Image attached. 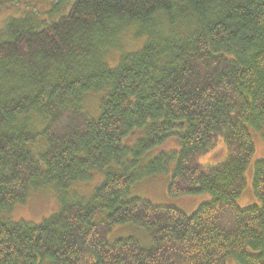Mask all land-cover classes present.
<instances>
[{"label":"trees","instance_id":"trees-1","mask_svg":"<svg viewBox=\"0 0 264 264\" xmlns=\"http://www.w3.org/2000/svg\"><path fill=\"white\" fill-rule=\"evenodd\" d=\"M97 92L92 118L82 104ZM263 127L264 0H74L55 21L8 20L0 264H264V159L252 167L260 203L236 204L254 154L250 129ZM173 135L177 151L145 161ZM218 144L225 157L201 164ZM165 171L167 195L210 200L187 215L130 197L137 180ZM94 175L102 181L83 197L81 183ZM40 188L54 190L58 209L38 224L11 221ZM122 224L144 229L151 245L109 241Z\"/></svg>","mask_w":264,"mask_h":264},{"label":"rangeland","instance_id":"rangeland-1","mask_svg":"<svg viewBox=\"0 0 264 264\" xmlns=\"http://www.w3.org/2000/svg\"><path fill=\"white\" fill-rule=\"evenodd\" d=\"M74 0H0V30L4 24L10 19L23 18L25 15H33L38 17L39 21L48 22L55 21L60 16L65 15ZM132 30L127 32V36L131 37ZM126 35V34H125ZM120 38V37H119ZM116 40L117 44L120 42ZM139 39V38H138ZM143 39V36L140 40ZM115 41V40H114ZM114 41H112L114 43ZM127 41V40H126ZM130 43V40L127 41ZM116 48H108L112 54H116ZM107 59L109 66L115 64L112 57ZM115 59V58H114ZM103 92L87 93L84 96L82 107L86 114L92 118H96L99 114V102ZM251 139L254 145V154L244 170L245 185L240 195L236 199L239 208H246L252 205H258L260 200L254 196L252 191V167L255 161L264 159V127L260 130L250 129ZM132 141H124L125 145L131 144ZM169 143H172L171 145ZM179 148L178 136H169L163 143L152 148L145 156V161L151 159L159 152L177 151ZM226 154L223 146L218 144L216 148L206 151L198 157L203 165H211L220 162ZM96 175L82 181V196L88 197L92 190L101 183L102 176L99 179L94 178ZM170 173H155L150 176L137 180L130 188V197H137L146 200L158 206H172L182 210L185 214H191L199 204L210 200L208 193H199L195 195H186L172 197L167 195L166 188L170 181ZM59 199L54 190L51 188H40L33 191L25 199L24 203L16 204L10 212V220L25 221L38 224L43 218L49 216L58 209ZM132 238L135 239L141 247L147 248L151 245L150 237L147 232L131 224H122L114 227L109 235V241L117 239ZM224 264H239L235 258H226Z\"/></svg>","mask_w":264,"mask_h":264}]
</instances>
